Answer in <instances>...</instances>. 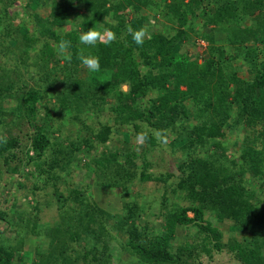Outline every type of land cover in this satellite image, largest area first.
<instances>
[{"label":"trees","instance_id":"16d2710c","mask_svg":"<svg viewBox=\"0 0 264 264\" xmlns=\"http://www.w3.org/2000/svg\"><path fill=\"white\" fill-rule=\"evenodd\" d=\"M42 1L0 0V180L29 167L26 178L50 182H32L29 210L16 200L12 213L0 209V264H18L15 253L20 264H116L113 242L129 264H210L201 256L224 251L264 264V0H48L38 16ZM129 26L144 31L142 45ZM91 28L101 40L82 45ZM61 41L70 47L58 55ZM161 139L177 175L152 170ZM83 162L97 187L126 198L120 214L74 181ZM178 226L189 231L182 242Z\"/></svg>","mask_w":264,"mask_h":264},{"label":"rangeland","instance_id":"374dc122","mask_svg":"<svg viewBox=\"0 0 264 264\" xmlns=\"http://www.w3.org/2000/svg\"><path fill=\"white\" fill-rule=\"evenodd\" d=\"M18 2L15 4V7L19 8V7H23L24 4H26L27 0H17ZM49 3L48 0H43L41 2V5L39 7H37V9H35V12L38 14V16H45L48 10ZM13 7V9L15 8ZM13 11V10H12ZM148 14L150 15H154L157 16L158 13L154 12V11H150L147 9ZM194 21H198L200 18L199 17H194ZM68 29V25L63 28H56L55 30H57V32H63V31H67ZM222 38H219V44H224L225 43V36L224 34L221 35ZM199 44L201 46H205L204 43L202 41H199ZM225 47H227V45L225 44ZM183 49H186V44L183 45L182 47ZM188 49L193 50L192 46H187ZM233 64H236V62H233ZM33 72V70L31 71ZM239 75L243 78H248L250 75L246 72V71H240ZM28 82H30L28 80ZM126 89V87H123ZM27 129V127H23L22 131L25 132ZM76 130V124L69 122V123H65L64 127L62 128L61 134L64 140V135H67L69 132H75ZM13 134H16L15 131L12 132ZM22 140H25V138H22ZM162 142L160 141V143H162V146H160V148H157L154 152H153V156H151L152 161L155 160L154 167L152 170L157 171V170H161V171H165V169H169V170H173L172 168L175 167L176 162L174 163V161L171 159L170 154L168 153V147L166 146V143L168 142V139H161ZM236 149V148H234ZM85 158V157H83ZM85 160V159H84ZM29 167H24L22 169V173H20L18 176L15 175L14 177H6L3 180H0V209H2L1 211L7 212L8 214L11 212L12 213V209H13V205L12 203L14 202V200H16L17 202V208L19 210H26L28 208L29 210V205L28 202L34 199V196L31 195L30 193L27 192V190H30L32 185L34 183L32 182H36L39 185H43V187L46 184H49L50 182L45 181V183L41 180L38 179L39 177H37L36 179L34 178H26L25 175H23V172H26L27 169ZM81 172H84L83 175H81ZM90 173V170L88 169V165L86 162L82 163V167H79L77 170H75V182L78 183H82L85 186L89 187L88 192L91 194L93 200L99 205L102 206L104 209H106L107 211L111 212L113 215H118L121 213V208H122V204L123 202L126 200V198H122L118 193L117 190H108V191H104L103 188H100L99 186L97 187V185L95 183H93V179L91 176L87 177ZM23 182L24 184H26V188H18V183ZM46 190V189H44ZM149 200L151 198L152 202L148 207L149 212L152 214H157L158 211L160 210V205L158 203H153L154 201L160 200V197L158 195H153L152 194H157L158 190H152L150 189L149 191ZM152 192V193H151ZM133 193V191H132ZM151 193V194H150ZM28 201V202H27ZM145 208V207H144ZM150 214L148 213H144L143 216H149ZM190 215V214H189ZM212 220V223L217 226L219 229L223 230V232H225L224 234V239L227 237H229L231 235V233H229L227 231V226L225 224H222L219 221L213 220L212 218L209 219ZM18 221V218H14L12 216V218H10V223L14 224L15 222ZM154 222V226L155 229H160L161 227V223L160 221L157 222L156 219L153 220ZM6 224L4 222L0 221V231H2L5 228ZM194 230V229H192ZM191 230V231H192ZM186 229L182 226H178L176 233H175V242H182L183 237L185 236V234H187ZM3 233H5V236L7 239H14L15 234H13L12 231L10 230H6ZM191 234V233H190ZM118 237L120 238V240H123L124 235L122 233H120L118 235ZM32 239V238H31ZM120 243L118 242H113L111 244V254L113 255V259L114 262L116 263L118 261V263L116 264H129L128 262L131 261V257L129 255H127L126 253H124L119 246ZM35 245V242L33 240H30L29 238H27L24 241V249L27 251H33V247ZM13 261L20 264L21 261L19 260V258L17 257V254L15 253L13 255ZM25 263L30 264V259L25 258ZM134 260V259H133ZM132 260V261H133ZM201 260L203 262H210V264H237V262L235 261V259H233V257L228 254L227 252H221V253H213L212 254V258L208 259L206 256L202 255L201 256Z\"/></svg>","mask_w":264,"mask_h":264},{"label":"clouds","instance_id":"9594fccd","mask_svg":"<svg viewBox=\"0 0 264 264\" xmlns=\"http://www.w3.org/2000/svg\"><path fill=\"white\" fill-rule=\"evenodd\" d=\"M128 32L132 35L134 43L137 45H142L144 43L143 37L145 35L143 30H133L131 26L128 28ZM102 34L95 29H89L83 31L79 36V41L82 45L95 46L98 40H101ZM115 39L114 33L108 31L106 38L103 39V43L108 45L111 44ZM70 47V42L61 41L58 45L57 54H64L66 50ZM81 63L86 67L89 72H97L100 70L99 58L95 56H81Z\"/></svg>","mask_w":264,"mask_h":264},{"label":"water","instance_id":"95a60500","mask_svg":"<svg viewBox=\"0 0 264 264\" xmlns=\"http://www.w3.org/2000/svg\"><path fill=\"white\" fill-rule=\"evenodd\" d=\"M123 89H125V88H123ZM172 169H173V173H174L175 175H177V174H178V171L176 170V168L173 167Z\"/></svg>","mask_w":264,"mask_h":264}]
</instances>
